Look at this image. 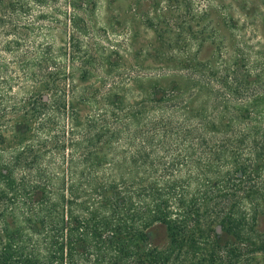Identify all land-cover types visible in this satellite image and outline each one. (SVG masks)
<instances>
[{
  "label": "trees",
  "instance_id": "1",
  "mask_svg": "<svg viewBox=\"0 0 264 264\" xmlns=\"http://www.w3.org/2000/svg\"><path fill=\"white\" fill-rule=\"evenodd\" d=\"M125 1L0 0V264H253L264 6Z\"/></svg>",
  "mask_w": 264,
  "mask_h": 264
},
{
  "label": "rangeland",
  "instance_id": "2",
  "mask_svg": "<svg viewBox=\"0 0 264 264\" xmlns=\"http://www.w3.org/2000/svg\"><path fill=\"white\" fill-rule=\"evenodd\" d=\"M255 3H257V5H260V6H264L262 4V0H253ZM128 2L129 0H127V3L126 1L124 3L122 2H118L119 5L121 4V11H123L125 8H127V5H128ZM116 3V4H118ZM162 5V4H161ZM105 10V9H104ZM213 14H215V12H213ZM108 17V15L106 16V18ZM217 20H220V18H218ZM141 33V34H140ZM139 34L137 36V38H135V40L133 41V45L135 44V46H139L140 44H144L148 41H150L151 39L154 40V34H153V31L149 29V31H147L146 33H143L141 32V30L139 31ZM127 55H125V59H126ZM154 59L152 58H149V59H146V60H142L143 61V64L145 65V67H147V69H152V71L156 70L154 69V67L156 68V66L158 65H155V62L153 61ZM164 242L163 239H161L160 242ZM253 264H264V253H258L256 255V258L255 260L253 261Z\"/></svg>",
  "mask_w": 264,
  "mask_h": 264
}]
</instances>
